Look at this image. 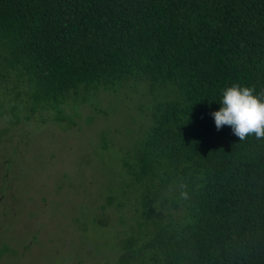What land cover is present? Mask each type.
<instances>
[{
  "label": "trees",
  "instance_id": "obj_1",
  "mask_svg": "<svg viewBox=\"0 0 264 264\" xmlns=\"http://www.w3.org/2000/svg\"><path fill=\"white\" fill-rule=\"evenodd\" d=\"M0 57L28 105L130 78L161 95L127 169L142 207L119 264H264V138L213 116L233 83L264 93V0H0Z\"/></svg>",
  "mask_w": 264,
  "mask_h": 264
},
{
  "label": "rangeland",
  "instance_id": "obj_2",
  "mask_svg": "<svg viewBox=\"0 0 264 264\" xmlns=\"http://www.w3.org/2000/svg\"><path fill=\"white\" fill-rule=\"evenodd\" d=\"M3 63L0 264H119L142 207L127 169L161 95L130 78L81 88L61 109L28 105L16 74L3 80Z\"/></svg>",
  "mask_w": 264,
  "mask_h": 264
},
{
  "label": "clouds",
  "instance_id": "obj_3",
  "mask_svg": "<svg viewBox=\"0 0 264 264\" xmlns=\"http://www.w3.org/2000/svg\"><path fill=\"white\" fill-rule=\"evenodd\" d=\"M220 102L222 107L213 113L218 130L228 125L240 140L264 138V93L257 95L254 87L233 83L222 90ZM180 188V197L187 200V186L181 184Z\"/></svg>",
  "mask_w": 264,
  "mask_h": 264
},
{
  "label": "flooded vegetation",
  "instance_id": "obj_4",
  "mask_svg": "<svg viewBox=\"0 0 264 264\" xmlns=\"http://www.w3.org/2000/svg\"><path fill=\"white\" fill-rule=\"evenodd\" d=\"M12 257H15V256L14 255L13 256H9V258H12ZM10 262H12V260Z\"/></svg>",
  "mask_w": 264,
  "mask_h": 264
}]
</instances>
